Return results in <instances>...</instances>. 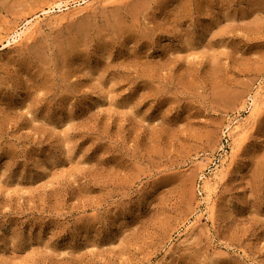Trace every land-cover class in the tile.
<instances>
[{
	"label": "rangeland",
	"instance_id": "1",
	"mask_svg": "<svg viewBox=\"0 0 264 264\" xmlns=\"http://www.w3.org/2000/svg\"><path fill=\"white\" fill-rule=\"evenodd\" d=\"M76 1L0 0V264H264V0Z\"/></svg>",
	"mask_w": 264,
	"mask_h": 264
},
{
	"label": "bare ground",
	"instance_id": "2",
	"mask_svg": "<svg viewBox=\"0 0 264 264\" xmlns=\"http://www.w3.org/2000/svg\"><path fill=\"white\" fill-rule=\"evenodd\" d=\"M75 1L76 0H74V3H75ZM88 2L89 1H87V0H82V2L76 1V4L79 3V7L80 6H87ZM63 4H65V5H63ZM55 5H56L55 7H52L49 9L50 10L54 9L55 11L57 9L58 10L57 12L61 13V14L70 12V7L68 5V2L60 1V2L56 3ZM35 24H37V20L35 23H30L20 33H15V36L13 37L12 41L15 42L17 40H20L23 35L31 32L33 27L35 26ZM7 41H8V43H10L9 39ZM251 109L253 111L257 110L258 109V103L253 102ZM244 129H245V124L243 123V124H238L233 130L235 131V135H240V134L244 133ZM203 184H204L203 189H204L205 196H206L205 202H206L207 207H209V205L212 204V202H213V195H214V191H215L214 183H211L209 180H207V181H204ZM195 225H196V223L191 226V229L195 228L196 227Z\"/></svg>",
	"mask_w": 264,
	"mask_h": 264
}]
</instances>
